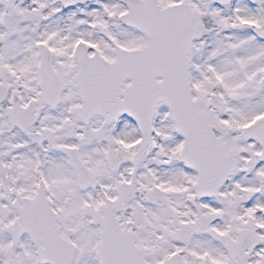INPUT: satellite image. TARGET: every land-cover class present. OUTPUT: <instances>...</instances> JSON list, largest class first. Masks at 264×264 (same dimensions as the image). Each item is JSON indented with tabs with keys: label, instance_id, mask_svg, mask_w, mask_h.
<instances>
[{
	"label": "snow or ice",
	"instance_id": "snow-or-ice-1",
	"mask_svg": "<svg viewBox=\"0 0 264 264\" xmlns=\"http://www.w3.org/2000/svg\"><path fill=\"white\" fill-rule=\"evenodd\" d=\"M0 264H264V0H0Z\"/></svg>",
	"mask_w": 264,
	"mask_h": 264
}]
</instances>
